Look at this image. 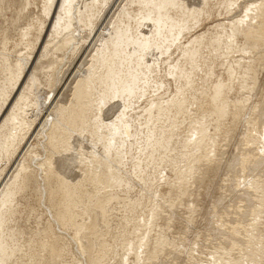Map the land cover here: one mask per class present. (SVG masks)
<instances>
[{"label": "bare ground", "instance_id": "bare-ground-1", "mask_svg": "<svg viewBox=\"0 0 264 264\" xmlns=\"http://www.w3.org/2000/svg\"><path fill=\"white\" fill-rule=\"evenodd\" d=\"M4 159L0 264H264V0H0Z\"/></svg>", "mask_w": 264, "mask_h": 264}, {"label": "rangeland", "instance_id": "rangeland-1", "mask_svg": "<svg viewBox=\"0 0 264 264\" xmlns=\"http://www.w3.org/2000/svg\"><path fill=\"white\" fill-rule=\"evenodd\" d=\"M117 3V2H116ZM116 3H115V5H116ZM118 5H119V1H118V3H117ZM118 5H116V6H118ZM116 6L114 7V11H113V13H112V17L113 18H117V16H118V11H116L117 10V8H116ZM118 8H121V6L119 7L118 6ZM115 12V13H114ZM114 15V16H113ZM112 21V20H111ZM8 53V52H7ZM9 53H10V51H9ZM12 56V60H11V57H9L10 59L9 60H11V62L12 63H15L17 60H18V58L20 57L19 55L21 54L22 55V53H20L18 56H17V54L15 53V57H13V53H10ZM9 54V55H10ZM15 58V59H14ZM17 59V60H16ZM14 61V62H13ZM174 88V87H173ZM152 90L153 89H151L150 91L152 92ZM143 133V132H142ZM145 133H143V135H144ZM143 135H141V133H140V135H139V137H143ZM144 138H145V135H144ZM143 139V138H142ZM146 139V138H145ZM144 139V140H145ZM143 141V140H142ZM136 148H138V147H135L134 146V151L132 152L133 153V155L136 157V156H138V155H140L139 154V149L137 150ZM135 150H136V152H135ZM142 155H144V153L142 154ZM129 160H131V158L129 157L128 158V161ZM5 161V162H4ZM9 162H7L5 159L3 160V161H0V172H2V175H0V184L3 182L4 183V179H5V181H7L9 178H10V174H11V172L13 171V169H12V171H10V174L8 173L9 172V170H10V167H11V163H10V165L8 164ZM7 165H8V167H7ZM131 165V164H130ZM3 167V168H2ZM9 168V169H8ZM2 170V171H1ZM6 170V171H5ZM8 173V176L6 175L7 173ZM6 173V174H5ZM5 176H4V175ZM3 177V178H2ZM222 179V178H221ZM221 181H223V180H221ZM2 183V184H3ZM206 188H207V186H206ZM205 188V189H206ZM215 188H213V187H210L209 188V190H210V195L208 196V200L207 201H205L204 203H205V205L207 206V207H211V206H216V203H217V200H218V194L217 193H213L212 191L214 190ZM33 227H36V225L35 224H33L32 225ZM197 229H199V230H201V228H199V227H197ZM196 229V230H197ZM193 231H190L189 233H188V237L186 236V234H184L183 235V239H184V241L186 242V243H189V240H192V236L194 235V233H192ZM189 238V239H188Z\"/></svg>", "mask_w": 264, "mask_h": 264}]
</instances>
